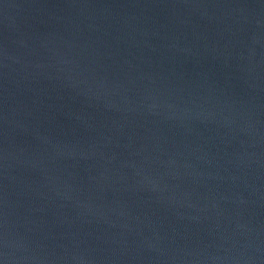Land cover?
<instances>
[{
	"label": "water",
	"instance_id": "water-1",
	"mask_svg": "<svg viewBox=\"0 0 264 264\" xmlns=\"http://www.w3.org/2000/svg\"><path fill=\"white\" fill-rule=\"evenodd\" d=\"M0 264H264V0H0Z\"/></svg>",
	"mask_w": 264,
	"mask_h": 264
}]
</instances>
